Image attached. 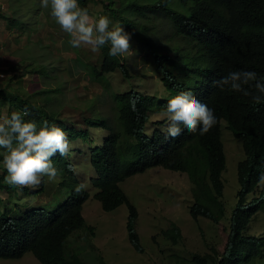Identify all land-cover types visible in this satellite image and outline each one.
I'll return each instance as SVG.
<instances>
[{
  "label": "trees",
  "instance_id": "1",
  "mask_svg": "<svg viewBox=\"0 0 264 264\" xmlns=\"http://www.w3.org/2000/svg\"><path fill=\"white\" fill-rule=\"evenodd\" d=\"M89 1L78 0L79 5L88 11ZM113 2L106 1V5ZM126 8H132V11H120L122 15L113 11V16L119 18L129 34L135 32V21L130 17L133 12L144 15L156 8L170 18L171 36H179L186 41L184 45L170 44L165 51L162 44L151 40L149 34L143 35L154 66L163 74L161 80L168 92L166 96L133 88L110 92L115 107L114 118L97 114L85 118L84 125L80 126L75 122L69 123L60 117L59 112L50 109L47 106L49 96L44 100L34 99L41 92L24 95L20 88H12V78L6 85L0 79V116L5 113L10 117L14 111L23 116L27 109L25 120L35 121L39 127L45 121L49 126L55 124L67 133L69 140H88L92 167L88 174L89 183L99 188L94 197L107 211L127 204L128 238L140 252H144V246L136 229L138 209L121 183L149 167L162 166L187 172L193 183L191 215L196 220L204 216L218 225H226L223 222L227 207L223 198L225 185L222 174L227 157L221 129L225 120L227 128L242 139L246 154L237 165L240 188L230 215V225L224 228L228 231V238L223 248L214 247L213 253H195L191 258H183L182 262L177 257V264H263L264 240L249 230L253 217L264 210V189L252 200L247 195L259 187L258 178L264 172V102L255 104L242 93L220 91L213 81L237 70L256 71L260 78H264V0H161L158 4L145 5L133 0ZM141 28L147 31L150 27L143 24ZM99 50V66L96 61L93 64L85 62L89 56H80L93 83L98 82L104 89L108 88L106 74L119 68L124 75L132 76L125 62L121 63V56H109L108 46ZM181 71L183 75L179 77ZM54 91L55 88H49L44 92L55 94ZM183 91H191L212 108L217 124L204 135L199 131L189 133L184 130L175 139L166 137L162 131L168 123L167 115L163 120H156L157 125L153 128L149 127L151 115L155 112L167 114L169 99ZM91 128L105 129L107 134L96 143ZM2 159L0 152V190H16L17 186L5 182L7 170ZM52 160L60 178L62 176L55 191L65 194V198L34 204L17 212L6 211V214L0 209V259L19 258L32 252L42 264H91L68 244L69 236L85 226L91 235L95 234V228L86 224L83 215V203L91 193L80 180L70 157L57 154ZM45 180L43 178L40 192L45 190ZM78 184L84 185L82 191L75 190ZM163 233L174 243L183 237L176 223ZM98 260L97 264H113L101 254Z\"/></svg>",
  "mask_w": 264,
  "mask_h": 264
},
{
  "label": "rangeland",
  "instance_id": "2",
  "mask_svg": "<svg viewBox=\"0 0 264 264\" xmlns=\"http://www.w3.org/2000/svg\"><path fill=\"white\" fill-rule=\"evenodd\" d=\"M106 1L112 2L90 0L89 14L93 17L106 15L112 23L110 28L115 25L122 26L119 18L113 16V11L120 15V11L131 12L132 8L126 6L133 0H114L108 6ZM137 1L145 5L158 4L161 0ZM172 4L175 5V2ZM130 17L135 21V32L131 34L129 51L120 56L121 63L125 62L132 76L124 75L121 68L111 71L106 74L109 86L104 89L100 83H93L85 64L96 61L99 66L100 50L93 51L89 46L73 48L69 43V35L51 16L50 7H41V0H0V73L4 74L0 79L6 85L12 78V88H20V93L24 95L41 92L34 99L44 100L49 96L47 106L50 109L59 112L61 118L80 126L84 125L85 118L92 115L114 118L115 107L110 92L133 88L144 93L166 96L168 92L161 80L163 74L154 66L152 57L145 48L143 35L149 34L151 40L155 44H162L165 51L170 44L182 41L186 44V41L168 35L172 29L170 18L156 8L144 15L133 12ZM143 24L150 28L147 31L142 30ZM81 54L86 58L89 56L88 60L82 62ZM182 75L183 71L179 72V77ZM49 88H55V94L44 92ZM166 115L164 112L153 113L149 119V127L153 128ZM2 116L6 114L3 113ZM221 129L227 157L226 168L222 174L225 185L223 198L227 207L223 222L226 225H218L204 216H199L196 220L191 215L190 206L194 202L193 183L187 172L154 166L129 176L121 183L130 201L138 209L136 229L144 252L136 250L128 238L127 204L107 211L94 197L99 188L86 181L87 173L92 172L88 140H69V157L73 164H77L78 176L91 193L83 203V215L86 224L95 228L94 235L90 234L86 226L75 230L69 236V246L75 248L91 264L99 263L100 254L113 264H177V257L182 262L183 258H191L195 253H213L214 247L223 248L228 238V231L224 228L230 225V215L240 188L237 165L245 157V151L242 139L237 138L227 128L225 120L222 121ZM90 132L96 143L101 141L105 133L104 130L95 128H91ZM3 151L0 149L1 153ZM45 179L46 187L42 192L38 188L41 184L33 190H30L32 187H18L10 192L6 189L0 190L2 213L6 214V211L11 210L17 212L18 209H27L34 204L62 201L66 195L57 193L54 182H47V178ZM261 189L256 187L255 191L247 195L248 199L251 200ZM173 223L180 226L183 234L177 243L163 233ZM249 233L264 235V212L258 213L251 222ZM0 264L42 263L32 252H27L19 258H1Z\"/></svg>",
  "mask_w": 264,
  "mask_h": 264
},
{
  "label": "clouds",
  "instance_id": "3",
  "mask_svg": "<svg viewBox=\"0 0 264 264\" xmlns=\"http://www.w3.org/2000/svg\"><path fill=\"white\" fill-rule=\"evenodd\" d=\"M41 7H50L51 16L69 35V43L73 48L89 46L97 51L108 46V55L116 57L127 53L131 47V34L122 26L115 25L110 28L111 21L107 16H91L86 8L79 5L78 0H41ZM172 33L169 31L168 35L171 36ZM172 37L181 39L179 36ZM176 43L184 45L183 41ZM213 85L220 91L227 90L249 96L255 104L264 102V78H260L256 71H229L220 79L214 80ZM166 113L168 123L162 131L166 137L173 139L179 137L184 130L189 133L199 131L200 135H204L217 124L214 110L196 98L191 91L180 92L169 99ZM27 115L28 110L25 109L23 116L15 111L10 117L0 116V149L4 150L2 164L7 170L5 182L17 188L32 187L30 190H33L42 183L43 178H47V182H54L57 187L61 178H58L59 171L52 158L57 154L64 158L69 157L70 142L67 134L55 124L49 126L47 121L39 127L35 121L23 118ZM102 130L105 131L102 136L106 135L107 130ZM74 165L76 168L77 164ZM88 174L86 181L89 182ZM257 183L264 189V172H261ZM84 185L78 184L75 190L82 191ZM260 192L261 190L252 196L251 200L260 196ZM260 212L264 210L257 214ZM257 236L264 240V235Z\"/></svg>",
  "mask_w": 264,
  "mask_h": 264
},
{
  "label": "built area",
  "instance_id": "4",
  "mask_svg": "<svg viewBox=\"0 0 264 264\" xmlns=\"http://www.w3.org/2000/svg\"><path fill=\"white\" fill-rule=\"evenodd\" d=\"M4 76V74L3 73H0V77H3Z\"/></svg>",
  "mask_w": 264,
  "mask_h": 264
}]
</instances>
